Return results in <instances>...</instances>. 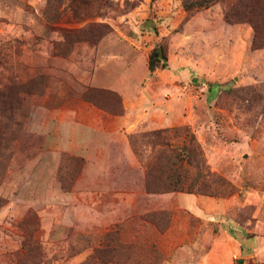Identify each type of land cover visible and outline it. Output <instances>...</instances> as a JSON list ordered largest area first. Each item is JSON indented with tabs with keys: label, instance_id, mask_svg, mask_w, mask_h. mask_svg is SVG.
Returning a JSON list of instances; mask_svg holds the SVG:
<instances>
[{
	"label": "rangeland",
	"instance_id": "374dc122",
	"mask_svg": "<svg viewBox=\"0 0 264 264\" xmlns=\"http://www.w3.org/2000/svg\"><path fill=\"white\" fill-rule=\"evenodd\" d=\"M249 1L0 0V264H264Z\"/></svg>",
	"mask_w": 264,
	"mask_h": 264
},
{
	"label": "trees",
	"instance_id": "16d2710c",
	"mask_svg": "<svg viewBox=\"0 0 264 264\" xmlns=\"http://www.w3.org/2000/svg\"><path fill=\"white\" fill-rule=\"evenodd\" d=\"M202 1L199 2V4L197 6H202ZM251 2L249 0H247L245 2V0H234V3L232 6H230V9H227L224 12V17L227 20L233 21V17L231 14V8H233L234 5H236V7L238 8V15L240 14H245V9L248 10L250 7ZM203 5H206L205 2H203ZM184 6L186 8V10H189L192 8V3H186L184 2ZM252 7V4H251ZM236 13V14H237ZM235 14V15H236ZM251 24L253 26L254 29V35H253V39H252V46L253 48H260L264 46V18H255V19H251ZM159 55L158 52V48L157 50H155V52H153V54L150 55L149 57V61H148V69L149 70H154L157 67V63H156V58ZM157 133H161V131H155L153 134H157ZM210 177V173L207 172L202 176V180L200 182L201 185H203L204 187L208 186L207 184V179ZM145 187L147 192L149 193H160V192H167L170 190H182L184 188L183 184H178L174 179L173 176L170 175L168 177V179H166L165 181H163L162 186L159 188H156L154 186L151 185L150 180L148 179V177H146V181H145ZM188 192H192L189 188H187ZM201 192H204V194H211L212 191H207V190H202Z\"/></svg>",
	"mask_w": 264,
	"mask_h": 264
},
{
	"label": "crops",
	"instance_id": "0c3cea01",
	"mask_svg": "<svg viewBox=\"0 0 264 264\" xmlns=\"http://www.w3.org/2000/svg\"><path fill=\"white\" fill-rule=\"evenodd\" d=\"M193 200H194L195 207L198 208L199 207L198 205L201 202L200 198H198L197 196L194 195V199Z\"/></svg>",
	"mask_w": 264,
	"mask_h": 264
},
{
	"label": "water",
	"instance_id": "95a60500",
	"mask_svg": "<svg viewBox=\"0 0 264 264\" xmlns=\"http://www.w3.org/2000/svg\"><path fill=\"white\" fill-rule=\"evenodd\" d=\"M158 52H159V54H161V48H158Z\"/></svg>",
	"mask_w": 264,
	"mask_h": 264
}]
</instances>
